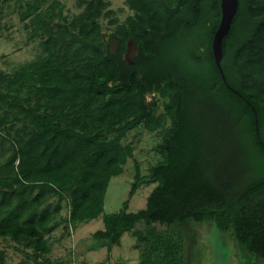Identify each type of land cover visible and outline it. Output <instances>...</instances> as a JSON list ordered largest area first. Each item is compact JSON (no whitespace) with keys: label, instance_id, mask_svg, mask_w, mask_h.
I'll use <instances>...</instances> for the list:
<instances>
[{"label":"trees","instance_id":"1","mask_svg":"<svg viewBox=\"0 0 264 264\" xmlns=\"http://www.w3.org/2000/svg\"><path fill=\"white\" fill-rule=\"evenodd\" d=\"M125 2L136 14L115 30L118 56L106 51L98 22L109 4L93 0L46 31L41 59L0 76L9 91L0 92L9 105L0 127L21 126L0 167V237L32 249L34 264H52L39 260L49 251L50 214L42 209L49 193L67 200L72 226L101 218L104 230L92 239L108 249L130 232L140 264H188L183 231L174 227L189 223L232 231L238 246L264 260V0H238L222 39L223 77L212 52L220 0ZM128 38L143 63L121 60ZM158 66L157 92L168 101L160 115L145 103ZM167 118L163 161L148 178L136 164L128 193L157 183L146 207L127 212V200L105 213L108 184L133 154L121 140L137 127L157 131ZM140 222L142 232L134 228Z\"/></svg>","mask_w":264,"mask_h":264},{"label":"rangeland","instance_id":"2","mask_svg":"<svg viewBox=\"0 0 264 264\" xmlns=\"http://www.w3.org/2000/svg\"><path fill=\"white\" fill-rule=\"evenodd\" d=\"M92 1L0 0V76H10L23 65L41 59L44 51L40 44L46 38V31L50 27L54 28L56 23H63L64 18L68 22L73 21ZM103 1L109 4L107 10L111 11L108 16L98 20L105 37L115 33L118 27L125 25L136 13L125 0ZM163 1L172 7L175 5V0ZM113 20L115 24L111 25ZM0 92L9 94L3 86H0ZM7 102L0 101L1 116L9 107ZM145 103L155 109L156 115H160L165 112L168 101L161 98L158 92H149ZM10 109L13 111L15 108ZM10 126L12 125L7 124L5 130L0 127V167L9 158L15 130H21L20 125L14 128ZM171 130L172 122L167 118L162 128L157 131L149 132L143 127H137L121 140L122 145L132 148L133 154L123 166L122 173L112 178L108 184L104 199L105 213L119 212L127 200V212L136 213L146 207L147 198L157 183H139L135 194L129 197L128 193L134 182L135 165L138 164L140 175L148 178L151 169L163 161L161 147L165 136ZM37 191V188L34 189L32 195H36ZM47 195L48 200L42 209L50 214L46 228H51V231H44L49 251L39 258L40 261L48 259L52 264H140V250L136 248V238L130 236V232V235L125 234L120 244L113 248L111 254L114 257L110 258L105 248L91 250L92 246L101 244L92 239L93 233L104 229L101 218L72 226L67 200L49 193ZM151 226L165 230V226L158 222H153ZM134 228L142 232L147 226L140 222ZM174 230L183 231L188 264H264L263 259L237 245L232 231L224 233L212 224L194 223L175 226ZM32 254V249H26L8 237H0V264H34Z\"/></svg>","mask_w":264,"mask_h":264},{"label":"flooded vegetation","instance_id":"3","mask_svg":"<svg viewBox=\"0 0 264 264\" xmlns=\"http://www.w3.org/2000/svg\"><path fill=\"white\" fill-rule=\"evenodd\" d=\"M105 41V48L108 53L113 54L114 56H118L120 50H121V39L115 36V34H109L104 37ZM129 46V52H128V44ZM121 60L126 62L128 65L134 66L137 62L143 63L145 61L144 57L141 54L140 47L132 38H128L124 44V50L120 54ZM162 70V66H158L157 68L152 69V71L148 74L149 78L152 80L151 86L148 89V93L150 92H156L157 93V84L156 81L160 77V72ZM172 74V70H171ZM147 93V94H148ZM146 94V95H147Z\"/></svg>","mask_w":264,"mask_h":264},{"label":"water","instance_id":"4","mask_svg":"<svg viewBox=\"0 0 264 264\" xmlns=\"http://www.w3.org/2000/svg\"><path fill=\"white\" fill-rule=\"evenodd\" d=\"M238 0H220V22L217 30L214 33L212 40V52L215 64L217 65L222 77L223 72L220 67V61L223 56L222 52V39L226 36L230 30L232 20L237 12ZM128 44V52H129Z\"/></svg>","mask_w":264,"mask_h":264},{"label":"crops","instance_id":"5","mask_svg":"<svg viewBox=\"0 0 264 264\" xmlns=\"http://www.w3.org/2000/svg\"><path fill=\"white\" fill-rule=\"evenodd\" d=\"M104 230V229H103ZM97 232V231H96ZM94 234V233H93ZM92 234V235H93ZM126 234H129V233H126ZM125 235V234H124ZM124 235L122 236V238L124 237ZM130 235V234H129ZM131 236V235H130ZM121 238V239H122ZM121 241V240H120ZM120 244V242L117 244V245H119ZM117 245H115V246H117ZM115 246H113L111 249H108L107 248V246H102V244H97V245H94V246H92L91 247V250H95V249H97V248H105V249H107V255H109V257L111 258V256H113L112 254H111V252H112V250H113V248L115 247ZM114 257V256H113ZM110 260H112V259H110ZM131 262H127V263H124V264H130Z\"/></svg>","mask_w":264,"mask_h":264}]
</instances>
